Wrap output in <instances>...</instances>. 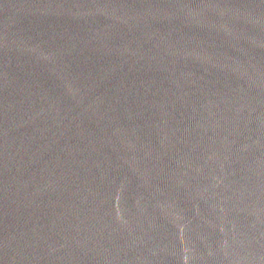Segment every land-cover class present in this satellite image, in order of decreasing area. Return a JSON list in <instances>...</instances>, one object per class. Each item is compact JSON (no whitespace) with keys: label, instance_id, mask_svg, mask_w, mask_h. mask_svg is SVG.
Returning <instances> with one entry per match:
<instances>
[{"label":"water","instance_id":"95a60500","mask_svg":"<svg viewBox=\"0 0 264 264\" xmlns=\"http://www.w3.org/2000/svg\"><path fill=\"white\" fill-rule=\"evenodd\" d=\"M0 264H264V0H0Z\"/></svg>","mask_w":264,"mask_h":264}]
</instances>
